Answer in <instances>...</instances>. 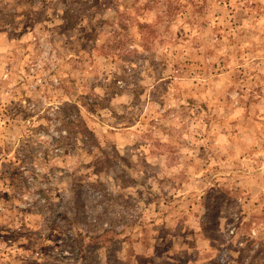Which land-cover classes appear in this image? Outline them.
Instances as JSON below:
<instances>
[{"label":"rangeland","instance_id":"1","mask_svg":"<svg viewBox=\"0 0 264 264\" xmlns=\"http://www.w3.org/2000/svg\"><path fill=\"white\" fill-rule=\"evenodd\" d=\"M0 264H264V0H0Z\"/></svg>","mask_w":264,"mask_h":264},{"label":"trees","instance_id":"2","mask_svg":"<svg viewBox=\"0 0 264 264\" xmlns=\"http://www.w3.org/2000/svg\"><path fill=\"white\" fill-rule=\"evenodd\" d=\"M82 198H83L82 195L80 193H77V202H78V205L82 204Z\"/></svg>","mask_w":264,"mask_h":264}]
</instances>
